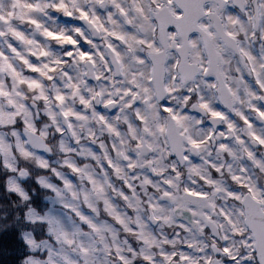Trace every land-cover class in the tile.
Wrapping results in <instances>:
<instances>
[{"label": "clouds", "instance_id": "clouds-1", "mask_svg": "<svg viewBox=\"0 0 264 264\" xmlns=\"http://www.w3.org/2000/svg\"><path fill=\"white\" fill-rule=\"evenodd\" d=\"M0 264H264V0H0Z\"/></svg>", "mask_w": 264, "mask_h": 264}]
</instances>
